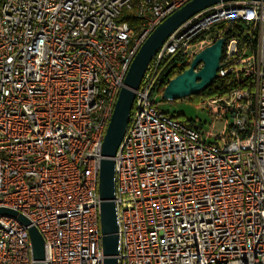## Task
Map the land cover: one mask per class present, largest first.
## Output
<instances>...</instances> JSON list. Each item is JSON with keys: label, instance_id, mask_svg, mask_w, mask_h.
Listing matches in <instances>:
<instances>
[{"label": "built area", "instance_id": "1", "mask_svg": "<svg viewBox=\"0 0 264 264\" xmlns=\"http://www.w3.org/2000/svg\"><path fill=\"white\" fill-rule=\"evenodd\" d=\"M186 1H0V207L37 228L44 264H102L104 131L140 44ZM218 38L214 134L155 93L165 62ZM113 158L117 264H264V0L219 1L167 36ZM32 263L27 226L0 214V264Z\"/></svg>", "mask_w": 264, "mask_h": 264}, {"label": "water", "instance_id": "2", "mask_svg": "<svg viewBox=\"0 0 264 264\" xmlns=\"http://www.w3.org/2000/svg\"><path fill=\"white\" fill-rule=\"evenodd\" d=\"M219 1L187 0L165 16L146 36L132 58L123 78L112 113L106 125L100 146L97 180L99 196V228L101 232L102 264H117L118 225L114 203V155L129 121V113L148 63L169 34L185 19ZM218 38L212 44L194 54L185 69L169 78L161 90V97L175 99L201 93L217 77L221 45ZM201 66L196 69L197 65ZM0 214H7L27 226L31 245L32 264H44L43 238L37 228L16 210L0 207Z\"/></svg>", "mask_w": 264, "mask_h": 264}, {"label": "rangeland", "instance_id": "3", "mask_svg": "<svg viewBox=\"0 0 264 264\" xmlns=\"http://www.w3.org/2000/svg\"><path fill=\"white\" fill-rule=\"evenodd\" d=\"M216 80L211 84H214ZM207 96L197 93L186 97L167 99L161 97V92H156L155 104L158 109L167 114L174 115L179 120H193L200 124L204 131L212 130L214 134H218L222 129L223 122L220 118L213 120L208 106H202L201 99ZM213 140V136L208 138V141Z\"/></svg>", "mask_w": 264, "mask_h": 264}, {"label": "trees", "instance_id": "4", "mask_svg": "<svg viewBox=\"0 0 264 264\" xmlns=\"http://www.w3.org/2000/svg\"><path fill=\"white\" fill-rule=\"evenodd\" d=\"M125 17L128 19V21H129V23L131 25H134L136 23V21L134 19H131L129 16L125 15ZM186 67L187 66L185 65V62L183 61V59L181 57H177V56L174 57V58H171L167 62H165L164 68L160 71V74H159V76L157 78V80L161 82V86L159 84V86H160L159 87V92H161V90L163 88L162 84H164L167 81L168 78H171L174 75L178 74L179 72H181ZM216 82L217 81H215L214 84H211L208 87H206L201 92V94L210 95V94H213V93H215L217 91H219L220 93L223 92L225 90V88H222L221 84L220 83L216 84ZM156 85H158V84H156ZM172 116L175 117L174 115H172Z\"/></svg>", "mask_w": 264, "mask_h": 264}]
</instances>
